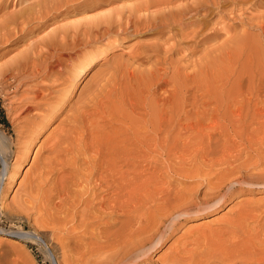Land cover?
<instances>
[{
  "label": "rangeland",
  "instance_id": "1",
  "mask_svg": "<svg viewBox=\"0 0 264 264\" xmlns=\"http://www.w3.org/2000/svg\"><path fill=\"white\" fill-rule=\"evenodd\" d=\"M1 2L2 0H0V9L4 5L7 7L5 11L8 13L18 11L26 5V0H3L2 4ZM263 8L259 10L264 12ZM259 10L257 11L258 13ZM258 13L256 14L254 11L253 14L248 13L245 15V19L248 21V18H253V20L256 18L255 21L257 23L253 22V20L252 23L249 21L250 25L248 27L244 24L245 21L241 20L244 22L242 23L240 19L222 20L217 16L213 17L210 21V26L212 27H210L211 30L209 31V35L212 36L211 42L198 46L195 50L196 54H194L196 57H193V55L192 61L191 59L182 60V55L185 56L186 52L179 51V54H173L171 60L175 62V66L174 64L172 65V70L176 67L179 74L175 69L173 74L167 75L166 82L153 89L151 94H147L146 90L143 92L142 89L144 87L140 85L142 87L140 88L139 82L136 80L137 84L133 82L134 80H129L128 75L121 71L123 66L119 71H113L115 70L113 66L121 65V62L124 65L126 61L133 69H130V71H134L135 73L139 72V70H141L140 72H144L142 70L146 72L150 69L151 63L132 65L129 63V56L137 51L138 47H143L153 42L156 38L151 35H134L118 39L110 38L107 41L105 40L101 45H97V48L93 50L96 62L89 69L87 68L82 78L75 84L72 79L78 74V64L81 61L80 56L71 59L73 66L67 64L66 69L62 71L60 76L53 75L49 80L27 79L24 82L25 84L19 85L20 87H16L10 82H1L0 109L3 110L8 125L2 124L0 119V232L3 231V233L7 232L10 234H0V264H63V257L59 248L67 244L69 248L66 246V250L68 249L71 252L68 253L70 256L66 255V264H85L86 261L82 257L84 249L82 251V248L75 247L72 242L68 241L69 232L66 231L64 235L66 222L71 219L70 214L72 213L71 210L67 211L65 206L67 207L74 203L73 206L75 205L74 208L76 210L82 207L79 206L80 204H78L77 200L80 197L87 196L88 193L86 194L84 191L87 189L89 191L90 185L96 180L94 167H103V175H106L108 184H110L107 185L109 187H107L108 192H111L114 185L125 184L127 173L130 172L131 177H134L132 184L134 183L138 188L137 194H141L144 197L149 196L148 198L146 197L148 200L156 189L161 190V188L170 193H175L177 190L176 193L181 192L179 194L183 195L182 197L190 195L189 197H192L193 201L202 199L203 193L206 191L205 180L219 176V173H221L219 171L225 169V167L220 168L221 166L218 165V162H215L216 159L220 158L218 156L221 155L222 145H224V148H233L232 150L230 149L231 153L237 157L243 153V147L238 145L240 144L239 137L242 138V134L240 133L247 131V129L259 128L258 122L263 119V116H260L264 114V45L262 46L264 35L256 29V24L262 22V20L264 21L262 19V17L264 18V13H261L262 17ZM251 14L252 16H250ZM259 17L261 20L257 21L260 19ZM64 23L65 21L55 23L56 26L54 24L39 33L36 32L33 35L34 37L31 36L28 40L21 42V45L18 44L8 48L11 51H8L9 54L6 51L5 56L0 57V67L19 56L21 51L27 49V45H30L35 39L45 35L53 27L63 25ZM184 32L189 33L187 30ZM184 32L183 35H186ZM236 35L237 37H235ZM256 40H258V43H256ZM208 45L214 46L212 48ZM222 51L223 53L226 52V54H223ZM230 55L231 57H229ZM119 72L123 74L119 75ZM174 72L179 76L174 75ZM136 74L133 75L135 76ZM69 84L74 86H69ZM44 85H52L54 91L55 89H67L68 87L69 92L67 91L64 94L65 97L57 93L61 97V100H59L60 97L58 98L57 95L51 96L54 98L50 100V103L53 100V107L56 105L55 102L59 103L62 101L64 103L61 102L54 107L58 113L50 117L44 108H41L44 110L37 109L31 113L24 112V104L33 96V92L38 87ZM135 86L140 89H137ZM137 90L141 91L138 92ZM228 93L229 95H226ZM53 96H57V98ZM229 98L230 100H228ZM157 99L163 104L158 102L160 107L156 106L157 101L155 100ZM219 101L222 105H218ZM232 104L234 105L232 106ZM217 106L220 107L217 108ZM159 110L163 112L160 113ZM156 112L164 114L162 122H160L162 124L158 122V114ZM177 112H179L178 118L171 117L173 113L178 114ZM147 113L150 115H147ZM154 115H156V121L155 119L153 120ZM214 115H217L216 117L219 119L215 118ZM242 117L244 120L246 119L245 122L244 120L241 121ZM149 119L152 120V123L149 122ZM172 119L176 121L175 126L172 125ZM253 121L257 123L253 124ZM177 123L181 125V128L177 127ZM247 123H251L252 125L249 124L247 126ZM151 124L163 126V132L159 133L162 135V138L164 137V157L160 156L163 159L155 152V148H159L153 145L152 139L154 133L153 125ZM157 128L155 127L158 133L159 130ZM147 129L149 130L147 131ZM142 145L148 146L149 149L152 148L151 151L153 155L155 154L153 159L150 158L151 155L148 157L141 151ZM153 147L155 148L153 149ZM240 149L242 150L240 151ZM216 150L219 151L217 152ZM238 150L240 153L237 154ZM112 151L114 155L110 153ZM114 157L116 158L113 162H117V165L112 162ZM110 163L112 164V168ZM107 164L108 166L110 165V169ZM113 164L116 167L119 166L118 168H121V171L123 170L122 172L119 171L120 174L117 175L118 178H116L115 183H113L110 177L111 173H109L111 169H114ZM180 167L183 170L182 172L180 171ZM145 170L149 171L147 173H151L150 176L148 174L149 178L146 181V183H151L149 184L150 186L141 182L142 178L145 177L143 176L145 175L143 173L146 172ZM187 170H189V173L194 170V174L191 172L193 176H188L189 173L187 174L186 172L187 175H185L184 171ZM179 171L181 174L184 173L183 175L185 176L179 175L180 177H178ZM89 176L91 177L89 178ZM198 176L201 177L198 178ZM205 177L207 178L205 179ZM86 178L88 180L84 182L83 180L86 181ZM152 178L154 180L151 181ZM86 183L89 184L86 185ZM65 190L69 197L67 196L64 205V199L61 201L58 199H61L60 195ZM142 198L138 197V200H142L143 203H137V208H135L137 209L136 212H141H139L140 214L137 213L138 215L142 214L145 216L144 213L148 208ZM186 202L188 203L187 200ZM153 204L152 207L154 206ZM59 206H63V208ZM69 206L68 209H71L72 206L71 208ZM65 212L67 215L64 214ZM69 215L70 217H68ZM63 217L67 218L66 220L64 219L65 222ZM251 218L255 220H251ZM70 224H73V222ZM259 228L262 229H260L262 232ZM263 228L264 188L261 189L258 186L237 187L228 196L227 200L213 211L189 214L187 218L181 221L180 225L173 229L163 247L154 253L150 260L142 261L139 264H160V260L163 257L169 255L172 250L174 251L185 242H193L195 247L197 246V249L195 248L196 252L201 251V253L199 252L202 254L201 257L208 255L216 256V253L213 255L212 252H217L215 250L219 252L224 249L221 251L222 254L217 252V256L219 257H216L220 261H236L237 264H245V261L246 264L258 261L264 262ZM233 232L235 235L232 234ZM206 233H211V236H207ZM248 233L251 234L249 237L253 235L252 238H259L258 240L254 238L256 243L253 239L248 241L250 238L246 240ZM230 235H234L235 240L229 239ZM53 236L57 237L56 240ZM260 236L262 241H260ZM206 237L210 239L211 243H208V240L207 242L204 240V243L202 238L206 239ZM240 238L245 241H239ZM212 241L217 242L211 246L213 244ZM247 241L249 242L248 245ZM250 242L252 243L250 244ZM227 243L231 244L228 245ZM190 245L192 247V243ZM220 245L227 246L223 247ZM259 246H262V249ZM216 247L219 249L223 248L219 250ZM229 248L230 251L228 252ZM71 249L75 250L76 253H72L74 251ZM235 249H238V252ZM247 250L249 254H246ZM261 250H263L262 253H260ZM223 252L225 255L227 253L228 257L227 255L225 257L228 259L223 258ZM198 254L195 257L199 258L200 254ZM197 257L195 259H198ZM220 261L218 260L217 262Z\"/></svg>",
  "mask_w": 264,
  "mask_h": 264
},
{
  "label": "bare ground",
  "instance_id": "2",
  "mask_svg": "<svg viewBox=\"0 0 264 264\" xmlns=\"http://www.w3.org/2000/svg\"><path fill=\"white\" fill-rule=\"evenodd\" d=\"M2 3H3V0L1 2V4ZM263 7H264V0H26V5L24 7H22L20 10L8 13L5 11L7 7L2 5L1 9H0V14H1L0 15V57L5 56L6 51L8 53V51L10 50L8 48L14 47V46L20 44L21 42L28 40L36 32L39 33L41 31H43L44 29L53 26L55 23H58V22H62V21L64 22L65 21V23L63 25L61 24L57 27H53L48 33L45 31L46 32V34L44 33L45 35L40 36L39 38L35 39L30 45H27L28 46L27 49H24V51H21L19 56L16 55L17 56L16 58H14L13 60L11 59L10 62H8L7 64L0 67V83L6 81V83L10 82L13 85H15L16 87H18L20 84H25L24 82L27 79L31 80L33 78V79H39V80L40 79L41 80H49L50 77H52L53 75L60 76L62 71L66 69L67 64H70L71 66H73L71 59L73 57L80 56L81 61L78 64V74L72 79V81L75 84V83H77V81L79 82V80L84 75L85 71H87V68L89 69L90 66L96 62V58L94 57L93 50L97 48V45H101L105 40L107 41V39H110V38L118 39V38H122V37L134 36V35H151V36H154L156 38V39H154L153 42H151L147 45H144V46L142 45L143 47H138L137 51H135L132 55L129 56V63H131L132 65L137 64V63H140L141 65L144 63H151L150 69H148L146 72H145V70H142L144 72H140L141 70H139V72H136L138 74H136L134 71H130V69H132V67L130 64H129L130 66L128 65L127 61L125 62V64H127V65H125V64L122 65L123 63L121 62V65L118 64L115 67L113 66V69H115V70H113L114 72L119 71L121 69V67L123 66L121 71L124 72V74L128 75L129 78L126 76L125 77L128 78L129 80H134L133 82H135V83H136V81L139 82V86L141 85L142 87L145 88V89L144 88L142 89L143 92H144V90H146L145 92H147V94H149V93L151 94L153 89L157 88L162 83H165L167 75L171 74V73L173 74V71L176 69V67H175V69L172 70V65L174 64V66H175V62L171 60V56L173 54H176L179 51H183L184 53L185 52L186 53H185V56L182 55L183 58L180 56L182 58V60L191 59L192 56L194 54H196L195 50L198 46H201L204 44L206 45V44H208V42H211L212 36L209 35V31L211 30L210 27H212V26H210V21L213 17L215 18V16H217L218 18H220L222 20H227V19L232 20L235 18H236L235 20L240 19V21L241 20L245 21V23L242 21L241 22L244 23L248 27L250 25L249 21H251V23H252V20H253L254 15H255V13L253 14V12L255 11L257 14L258 13L257 11ZM248 13L253 14V18H248L249 21L247 19H245V15ZM259 13H258V15L261 16V13L263 14L264 12L259 10ZM252 14L250 16H252ZM71 18H73L75 20H73ZM257 18H258V16H257ZM70 19H71V21H69ZM220 19H219V21H220ZM262 19H264V18L262 17ZM255 20H256V18H255ZM255 20H253V22H256ZM259 20H261V18L258 19L257 21H259ZM231 22H233V21H231ZM256 25H257V28L256 27H254V28L259 30V32H261V34L264 35V21L262 20V22H260ZM55 26H56V24H55ZM185 30L189 31V33L184 32ZM183 32L186 35H183ZM261 34H260V37H261ZM241 35H243V34H241ZM235 37H237V35ZM237 40H238V38H237ZM256 41H257L256 43H258V40H256ZM263 43H262V46L264 45ZM224 44H225V42H224ZM210 46L212 47L214 45H210ZM215 48H217V47H215ZM257 49H259V48H257ZM212 50L214 51V49H212ZM225 50H227V49H225ZM207 52H209V51H207ZM256 52H257V50H256ZM222 53H223V51H222ZM224 53L226 54V52H224ZM193 57H196V56L194 55ZM197 57H198V55H197ZM229 57H231V55ZM192 60L193 59H191V61ZM177 62H179V61H177ZM177 62H176V64H177ZM178 64L180 65V63H178ZM174 66H173V68H174ZM136 71H138V70H136ZM175 71L178 73L177 69ZM122 72H119V75ZM133 74H136V75L134 76ZM178 74H175V72H174V75H178ZM180 76H181V74H180ZM172 77H174V76L172 75ZM174 81H175V78H174ZM73 82H72V84H73ZM126 82H127V79H126ZM128 82H130V81H128ZM52 85H53V81H52ZM52 85H46V86L44 85V86L38 87V89H36L33 92V94H32L33 96H31L29 98V100L26 102V104H24L23 111L26 113H31L32 111H35L37 109L44 108L45 112L47 111V113L50 117L55 116L58 113V111L55 110L54 107L57 106V104H60L62 101L59 103L55 102L56 105L53 107L52 106L53 100L51 101V103H50V100L54 99V98H52L51 96L57 95V93H59L58 95H60V96L63 95L65 97L64 94L68 91V87H67V89L66 88L59 89V90L55 89V91H54ZM71 85L69 84V86H71ZM72 86H74V85H72ZM141 86H140V88H142ZM177 86H178V84H177ZM136 88L140 89L138 87H136ZM218 88H220V87H218ZM72 90H73V88H72ZM137 91L139 92L141 90H137ZM143 92H142V94H143ZM54 93H56V94H54ZM226 95H229V93ZM57 96H53V97L57 98ZM60 96H58V98ZM55 100H57V99H55ZM59 100H61V97L59 98ZM145 100H147V99H145ZM228 100H230V98ZM155 101H157V104L155 103L156 106L160 107L158 104L161 101L159 102L158 99ZM162 101H163V99H162ZM48 102L51 105H49ZM215 102H216V100H215ZM218 103H219L218 105H222V104H220V101ZM235 103H237V102H235ZM161 104H162V102H161ZM233 105L234 104H232V106ZM218 107H220V106H217V108ZM20 108H22V107H20ZM44 109H41V110H44ZM175 109H178V108H175ZM156 110H157V108H156ZM215 110H217V109H215ZM161 112H163V111L161 110L160 113ZM226 112H228V111H226ZM156 113L158 114V115L156 114L157 118H158V122L159 123L162 122L161 120H162V117L164 114H160L159 112H156ZM177 113L178 114L173 113V115H171V117L173 116V118H175V117L178 118L179 112H177ZM256 113H257V111H256ZM148 114L149 113H147V115ZM241 114H239V115H241ZM156 115H154L155 117L153 118V120L156 118ZM226 115H228V114H226ZM166 116H167V114H166ZM216 116H215V118H218ZM232 116H234V115H232ZM262 116H263V119L261 121L259 120V122H258L259 128L256 127L257 129H253V128L251 129V127H250L251 130L247 129V131H243V132H242V128H241L242 133L239 132L240 134H242L241 135L242 138L239 137L240 135L238 136L240 144H238V143L237 144L239 146L243 147V148L241 147L243 150L240 149V151L242 150L244 154L241 153L240 155L235 157L231 153V150L233 148L232 149L231 148H224L223 147L224 145L221 144L222 145L221 155L218 156L220 158L218 160L216 159L215 162L216 161L218 162V165L221 166L220 168L225 167V169H223V170L220 169L222 171H219V172H221V173H219L220 174L219 176H216L210 180H205L206 191L203 193L202 199H200L198 201H193V198L189 197L190 195L189 196L184 195V197H182L183 195L181 196V194H179L181 192L176 193L177 190L175 193H173V192L170 193L169 191L168 192L164 191L163 188H161V190L160 189L157 190L156 187H155L156 190L152 193V195L150 196V198L148 200V199H146L147 196L144 197L141 194H137L138 188L136 187V185L134 183L132 184V181H134V177H131L130 172L127 173V181L125 180L126 183L125 184L123 183L124 185L123 184L122 185H120V184L114 185V186H112L113 188L111 187L112 188L111 192H108L107 191V187H108L107 185H110V184H108V179L105 177L106 175L105 176L103 175V172H104L103 167L102 166L97 167V168L94 167V170H95L94 176L96 177V180H94V183L92 182V184L90 185L89 191H88V189L86 191H84L86 194L88 193L87 196L80 197V199L77 200L78 204H80L79 206H82L81 207L82 210L80 211L81 208L76 210V208H74L75 205L73 206L74 203H72V205H70V206L68 205L70 208L72 206L71 209H68V206L67 207L65 206V208H67V211L71 210L72 213L70 214L71 217H70V215L68 216L71 219L66 222V225H65L66 228L64 229V231H65L64 235L66 234V231L69 232L70 235L67 237L69 239L68 241L70 243L72 242L75 247L82 248V251L84 249V252H82V254H83L82 257H84V259L86 261L85 264H139L142 261L150 260L151 256L154 253H156L158 250H160L161 247H163L165 241L167 240L169 235L172 233L173 229H175V227L180 225L181 221L184 218H187L189 216V214L206 213V212L213 211L215 208L221 206V204H223L227 200L228 196H230L232 194V192L237 187H242V186L256 187V186H258V187H261V189L264 188V114H261L260 117H262ZM156 120L157 119H155V121ZM174 120L172 121L173 122L172 125H174L176 123V121H174ZM243 120H244V118L241 119V121H243ZM257 120H258V118H257ZM245 121H246V119L244 120V122ZM149 122L152 123V120H150ZM254 123L256 124L257 122L253 121V124ZM160 124H162V123H160ZM180 124L177 123L178 128H181ZM214 124H216V123H214ZM244 124H246V123H244ZM249 124L252 125L251 123H247V126H249ZM151 125H153V124H151ZM158 125L152 126L153 127V133H154L152 142H153V145H156V147H158L159 149H156L155 147H153V149L155 148V152L158 154L159 157L160 156L164 157L163 156V154L165 152L164 151V149H165L164 145L165 144L163 141L164 137L162 138V135L159 134L160 132H163V130H162L163 126H161V125L158 126ZM172 125H171V127H173ZM157 126H158V128H157ZM167 126H169V125H167ZM155 127L157 128V130H159L158 133L156 132ZM200 127H201V125H200ZM148 130L149 129H147V131ZM151 130H152V128H151ZM202 130H203V128H202ZM230 130H231V128H230ZM237 133H238V131H237ZM165 136H166V134H165ZM230 136H232V135H230ZM221 139H223V138H221ZM219 144H220V142H219ZM235 144H236V142H235ZM215 146H217V145H215ZM214 148L216 149V147H214ZM151 150H152V148L149 149L148 146H143L141 148V151L143 153H145V155H147L148 157H149V155H151L150 158L153 159L155 157V154L153 155V152ZM234 152H235V150H234ZM110 153H112V155H114L113 151ZM238 153H240L239 150H238L237 154ZM115 158L116 157H114V160H112V162L115 161ZM145 159H146V157H145ZM161 159H163V158H161ZM149 160H151V159H149ZM125 162H127V161H125ZM113 163L114 164L116 163V165H117V162H113ZM114 164H113L114 169L113 170L111 169V171L109 172V173H111L110 177L113 180V183H115L116 178H118L117 175H119L120 174L119 171H121L120 170L121 168H118L119 166L116 167V165H114ZM107 166H108V164H107ZM127 166H128V164H127ZM111 168H112V164H111ZM211 168H210V170H211ZM109 169H110V167H109ZM180 169L179 170L182 172L183 170L181 167H180ZM147 171L143 172V173H145V175H143L145 177L142 178L141 182L146 183L147 179L149 178L151 173L149 174V173H147ZM180 171H179L178 177H180L179 175L182 176L185 172L187 174L189 173V170L184 171L183 174H181ZM193 171H190L188 176L189 175L193 176V174H194ZM191 172H193V174H191ZM186 173H185V175H187ZM148 174H149V176H148ZM185 175H183L182 177H184ZM201 175L203 176V174H201ZM132 176H133V174H132ZM90 177L91 176H89V178ZM110 177H109V180H110ZM199 177H201V176H198V178ZM83 178L85 179V177H83ZM206 178L207 177H205V179ZM87 180H88V178H86V181L85 180H83V181L87 182ZM152 180H154V179L152 178L151 181ZM109 182H111V181H109ZM89 183H86V185ZM146 184L149 185L151 183L147 182ZM86 185H84V186H86ZM88 188H89V185H88ZM66 190L63 191L62 194L60 192L61 195L60 194L59 195H60L61 199H58L60 201L64 199V205L66 202L65 200L67 199V196H68V193L66 194V192H67ZM81 194H82V192H81ZM138 197L140 199L142 197H144L142 199L145 202V204L147 205L146 207L148 209L146 208L147 211L144 213L145 216H143L142 214L138 215L141 213L140 211L136 212L137 211L136 204L139 202H141L140 204L143 203L142 200L141 201H140V199L138 200ZM186 200L188 201V203L186 202ZM194 200H195V198H194ZM156 202L159 206L157 204H155ZM152 204L154 205L153 207H155V206H158V207L152 209L153 208ZM76 205H77V203H76ZM59 207L63 208V206H59ZM66 212L64 214L67 215ZM68 213H70V212H68ZM65 217H67V216H65ZM50 218H52V217L50 216ZM122 218H123V221H122ZM64 219L65 218L63 217V220ZM65 220H64V222H65ZM251 220H255V219L251 218ZM72 222H73V224H70ZM239 223H240V221H239ZM231 225H233V224H231ZM244 227H246V226H244ZM260 229L261 228H259V230ZM240 232H242V230H240ZM255 232H257V231H255ZM0 234L5 235V234H10V233H7V232L3 233V231H2V232H0ZM201 234H203V233H201ZM210 234H207V236H211ZM232 234H234V232ZM234 235H232V236L230 235L229 239H231V240L234 239L235 238ZM258 235H259V233H258ZM262 235H264V234H262ZM220 236H221V234H220ZM222 236H223V233H222ZM238 236H239V234H238ZM246 236H248L247 239L245 238L246 240H248L250 238L248 241H251V239H253L255 242L254 238H257L256 240L259 239L258 237L252 238L253 235H252V237H249V236H251V234H249V233ZM58 237H60V236H58ZM213 237H215V236H213ZM224 237L228 238L227 236H224ZM56 238H55V240H56ZM242 238H244V237H242ZM260 238H261V236H260ZM202 239H203V241L206 240V242L208 240V243L210 242V239L208 237H206V239H204V238H202ZM217 239H218V237H217ZM75 240H79V241H75ZM220 240H222V239H220ZM241 240L242 239L240 238L239 241H241ZM242 241H245V240H242ZM248 241H247V245L249 243ZM260 241H262V238L260 239ZM215 242H217V241H212L213 244L212 245L210 244V245L211 246L215 245ZM225 242H228V241H225ZM262 242H264V241H262ZM64 243H65V241H64ZM191 243H192V247H191V245L189 246V244H191ZM191 243L185 242L184 244H181L180 246H178V248H176L174 251L172 250L171 253H169V255L163 257L160 260V264H237L236 261L224 262V261H220V259L217 258V257H219V256H217V254L221 253V251L224 250V249L221 250V248H223L225 245L224 246L220 245V246H223L220 249L216 247V249L221 250L219 252H218V250H215L212 248L213 250L218 252V253L212 252L213 255H214V253H216L217 257L216 256H210V255L201 257V255H202V254H200L201 251H199L200 253L196 252L197 246L195 247L193 242H191ZM204 243H205V241H204ZM244 243H246V242H244ZM251 243L252 242H250V244ZM220 244H222V243H220ZM227 244L230 245L229 243H227ZM62 245H63V243H62ZM66 246H63V247L60 246V248H59L61 255L63 257V261H62L63 264H66V259H67L66 255L71 252V251H68V249L66 250V248L68 247V246L67 247ZM256 246H257V244H256ZM236 247H239V246H236ZM242 247H244V246L242 245ZM230 248H229L228 252L230 251ZM71 250L74 251L72 253H76L75 250H73V249H71ZM66 251H68V252L66 253ZM262 251L263 250H261V252L260 251H258V252L262 253ZM224 252H223L224 256L222 255L223 258L227 255V253L225 255ZM247 253L249 254L248 250H247L246 254ZM196 254L199 255V258L196 256L198 259H195ZM236 254L238 255V253H236ZM73 257H75V256H73ZM227 257H228V255H227ZM231 257H229V258H231ZM247 257H248V255H247ZM226 259H228V258H226ZM218 260L220 262H217ZM263 260H264V258H263ZM74 261H75V259H74ZM238 264H240V263H238ZM245 264H246V261H245ZM251 264H264V262L258 261V262L251 263Z\"/></svg>",
  "mask_w": 264,
  "mask_h": 264
},
{
  "label": "trees",
  "instance_id": "3",
  "mask_svg": "<svg viewBox=\"0 0 264 264\" xmlns=\"http://www.w3.org/2000/svg\"><path fill=\"white\" fill-rule=\"evenodd\" d=\"M0 119H1V123L2 124H4L5 126L8 125V122H7L6 118H5V115H4V112H3L2 109H0Z\"/></svg>",
  "mask_w": 264,
  "mask_h": 264
}]
</instances>
